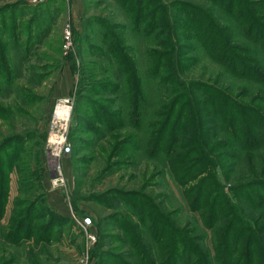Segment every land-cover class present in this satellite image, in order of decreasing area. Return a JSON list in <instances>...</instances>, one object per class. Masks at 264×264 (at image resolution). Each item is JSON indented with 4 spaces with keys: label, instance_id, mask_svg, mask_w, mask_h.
I'll return each instance as SVG.
<instances>
[{
    "label": "trees",
    "instance_id": "obj_1",
    "mask_svg": "<svg viewBox=\"0 0 264 264\" xmlns=\"http://www.w3.org/2000/svg\"><path fill=\"white\" fill-rule=\"evenodd\" d=\"M114 1L124 9L127 23L102 22L105 30L94 54L107 64L93 62L95 73L111 78L113 112L92 110L111 120L105 122L104 135L133 130L124 140L133 151L156 161L175 184H190L181 196L199 219L181 223L173 217L178 208L169 207L174 203L169 190H150L152 198L144 192L148 183L128 174V180H138L135 189L124 187L127 183L111 187L96 198L102 206L89 204L99 249L96 263L264 264V0H199L207 6L183 0L174 5L164 0ZM126 31L156 47L147 49L143 71L128 50ZM196 53L219 66L213 81L183 76L198 61ZM221 75L242 85L234 91L220 81ZM149 89L154 90L151 96ZM0 116L13 126L9 112L0 108ZM28 140L13 131L0 135V218L9 175L16 171L18 176L8 233L12 240L33 237L37 230L43 238L56 225L50 214L44 226L33 227L31 215L46 191L42 181L31 183L33 164L25 161L23 150ZM10 142L21 146L7 151ZM132 157L137 156H127ZM32 160L40 162L37 152ZM105 162L101 171H113ZM108 195L131 202L111 204L104 200Z\"/></svg>",
    "mask_w": 264,
    "mask_h": 264
},
{
    "label": "rangeland",
    "instance_id": "obj_2",
    "mask_svg": "<svg viewBox=\"0 0 264 264\" xmlns=\"http://www.w3.org/2000/svg\"><path fill=\"white\" fill-rule=\"evenodd\" d=\"M176 1L164 0L165 3L173 5ZM183 1L207 6V3L199 0ZM102 22L127 23L124 9L114 0H0V108L9 112L13 119V126H10L0 116V135L13 131L20 134V137L29 139L23 143V150L27 156L25 161L33 164L31 172L35 175L31 183L35 185L38 180L42 181L45 191L49 188L45 170H49L50 163L44 151L41 134L55 99L69 96L72 100L68 121L71 151L66 157L72 166V175L68 177L64 170L65 185L58 189L69 205L70 214L51 211L45 206L46 202L42 201L46 199H42L31 215L32 226H44L52 216L50 214H53L56 216V225L52 232L49 230L41 238L38 235L40 231L37 230L33 232V237L22 235L21 238L12 240L8 233L12 231L10 223L14 199L18 195V176L16 171L11 172L8 200L0 218V264H75L87 243L86 232L80 224L81 217L91 216L93 213L89 204L102 206L100 200L96 199L100 197L98 194L124 183H127L124 187L130 189L136 188L138 180L139 183H148V189L144 192L152 198L155 195L150 190L158 193L165 188L169 190L171 200H174L169 207H177L179 210L173 217L176 216L181 223L199 219L198 212L189 210L181 196L182 191L188 189L190 184H175L156 161L146 159L142 153L133 151L127 140L124 142L125 136L133 133V130L123 128L104 135L108 125L105 122L108 120L110 123L111 120L108 116L104 119L102 116L98 117L92 109L99 107L106 113L113 112L112 103L115 97L109 91L111 78L101 76L99 71H93V62L102 66L107 64L94 54L98 52L95 46L100 42L98 36L105 30ZM67 25L71 27L72 45L65 51L63 36ZM126 36L127 43L131 46V50H128L135 55L138 67L143 71L147 49L156 47H152L141 37L131 36L129 32ZM82 43L91 47H82ZM193 54L194 52L190 53ZM196 55L198 61L183 71L184 77L213 81L220 75L219 66L201 53ZM220 81L232 86L234 91L242 85L241 81L229 75H221ZM67 83H70L69 89H65ZM248 85L257 90L255 85ZM153 91L147 90L148 95L151 96ZM149 99L152 102V98ZM97 117L101 123L96 121ZM13 138L15 137L12 136L11 139ZM20 146L21 144L10 142L6 150L19 149ZM36 152L40 159L37 163L32 160ZM128 155L137 157L127 158ZM106 160L109 166L107 169L111 167L113 171H101ZM131 173L138 180H128V174ZM98 175L103 177L99 179ZM122 175L124 178L120 181ZM225 192H228L227 187ZM105 198L111 204L131 202L114 195ZM208 243L211 244L210 240ZM92 248L89 258L93 264H97L99 249L96 244Z\"/></svg>",
    "mask_w": 264,
    "mask_h": 264
},
{
    "label": "built area",
    "instance_id": "obj_3",
    "mask_svg": "<svg viewBox=\"0 0 264 264\" xmlns=\"http://www.w3.org/2000/svg\"><path fill=\"white\" fill-rule=\"evenodd\" d=\"M64 50H68L72 45V32L69 25L64 29ZM71 97H57L53 108L47 116L43 128V147L50 163L47 171L48 187L51 189H60L65 185L66 177L62 165V160L68 156L71 151V144L68 139V121L71 110ZM63 109L62 112L60 110ZM80 224L86 232L87 243L79 259L75 264H89L90 250L97 240L96 233L93 231V221L89 215L81 217Z\"/></svg>",
    "mask_w": 264,
    "mask_h": 264
},
{
    "label": "crops",
    "instance_id": "obj_4",
    "mask_svg": "<svg viewBox=\"0 0 264 264\" xmlns=\"http://www.w3.org/2000/svg\"><path fill=\"white\" fill-rule=\"evenodd\" d=\"M69 84L70 83H67V86L65 89H67V88L69 89ZM62 161H63L62 165L64 167V170H66V172L68 173V177H70L72 175V166H71L70 162H67L66 158H64ZM45 201L53 211L58 212L60 214H65V215L70 214L69 205L66 203L65 200H63V197H62L60 190L47 188Z\"/></svg>",
    "mask_w": 264,
    "mask_h": 264
},
{
    "label": "bare ground",
    "instance_id": "obj_5",
    "mask_svg": "<svg viewBox=\"0 0 264 264\" xmlns=\"http://www.w3.org/2000/svg\"><path fill=\"white\" fill-rule=\"evenodd\" d=\"M62 111H63V109L60 110V112H62Z\"/></svg>",
    "mask_w": 264,
    "mask_h": 264
}]
</instances>
